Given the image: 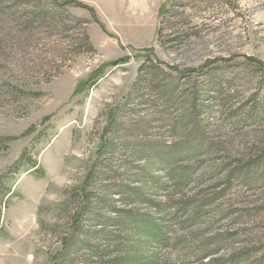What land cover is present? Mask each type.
Instances as JSON below:
<instances>
[{
	"label": "rangeland",
	"instance_id": "obj_1",
	"mask_svg": "<svg viewBox=\"0 0 264 264\" xmlns=\"http://www.w3.org/2000/svg\"><path fill=\"white\" fill-rule=\"evenodd\" d=\"M262 63L264 0H0V264H99L88 248L121 256L141 221L184 238L130 249L146 256L197 264L216 232L203 249L263 247ZM201 191L220 211L181 230Z\"/></svg>",
	"mask_w": 264,
	"mask_h": 264
},
{
	"label": "trees",
	"instance_id": "obj_2",
	"mask_svg": "<svg viewBox=\"0 0 264 264\" xmlns=\"http://www.w3.org/2000/svg\"><path fill=\"white\" fill-rule=\"evenodd\" d=\"M176 6V4L172 3L168 8L164 9L162 14H161V22L163 20V22L166 20V17L170 14V12L173 11V8ZM87 9L90 11L92 17L94 18V20L97 22L95 15H94V11L92 8H89L88 6H86ZM39 14H35V17H37ZM165 17V20H164ZM42 19V18H39ZM35 20V19H34ZM162 33V27H158L157 31H156V38L158 39V36ZM264 67V63L261 64ZM145 71V75H146V69L144 68V66L142 65L139 69H138V75L136 77V82L140 79H142V72ZM136 82L133 84L135 85ZM22 93L24 95H28V96H36L39 95L37 94V92H27V91H23ZM99 154H106V153H111L112 150L115 148V145L113 143V140H107L105 137H101L99 139ZM5 141L4 138H0V145L2 144V142ZM5 145V144H4ZM191 145V144H190ZM1 147V146H0ZM5 147V146H4ZM198 150H188L189 155H193L194 152H196ZM186 152V151H185ZM181 153V150H179V154ZM164 162L169 163L170 161L168 160V157H164ZM166 163V164H167ZM211 169H215V166L219 165V164H214L211 163ZM31 168H33L34 170H36L38 168L36 163H33ZM230 169V168H228ZM232 169V168H231ZM184 171V170H183ZM181 170V172L179 173V171H177L178 177L180 178L181 176H184L185 173ZM226 171V170H224ZM221 172V171H219ZM236 172L234 169L228 170L226 171L224 174H219L220 176H218L219 180L223 177H225L226 179H228L229 177H231L232 175H235ZM7 174H2L0 175V180L4 179V177ZM201 176H206V172H202ZM209 179V177H208ZM218 185H214L212 187H217ZM206 188V187H205ZM207 191V188H206ZM206 191H201L202 194H205L207 196H203L206 197L203 200H199V202H188V201H180L177 203V209H173L175 212L172 213V217L177 218V213L178 210L183 212V216L184 219L181 220L180 225V229L183 230L185 229V226L188 225H194L193 223H195V221H197L199 219L200 216L203 215V212H205V210H203L205 207H208L207 209H211V210H207L205 213H209L210 211L213 212H219L220 211V204H216V197L214 196L213 193H206ZM204 192V193H203ZM12 191L11 188L8 185H5L3 188H1V184H0V202L4 203L8 200V198L11 196ZM209 194V195H208ZM83 200L88 201L89 197L88 195L84 194V196H82ZM85 206L83 205L82 208L77 212L76 216L74 217L75 221H78L81 218V215L83 214L82 212H84L83 208ZM210 207V208H209ZM223 211V210H222ZM1 212V210H0ZM228 213V212H226ZM84 215V214H83ZM228 215V214H226ZM230 215H232V213H230ZM170 216V217H171ZM125 218L128 219V222L124 221L122 224V226L124 227H128L126 225H129L131 223V221H133V217H135L130 211L126 212ZM149 219L150 218H146ZM141 220H139L140 222ZM135 222V220H134ZM173 224L175 225L176 223H174V220L172 221ZM190 223V224H189ZM161 227H158L157 224L154 225H150L147 224L145 221L144 222H140V224H136L132 230L129 231V241L130 246H124L125 249V253H123L121 256H111L105 253V250H107V248H102L101 252H95L98 251V248L94 246V248L89 247L88 249L91 250V252L93 254H96V259L97 261L94 263H99V264H185L184 261H180V260H170V259H163L160 258L159 256H143L139 251L137 252L136 250L131 251L133 248V245H135L136 247L133 249H136L140 246H147L150 244H155V245H163L162 243L166 240H177L179 243H182L184 238L182 239L181 237H176V235L170 237L169 236V232L165 231V233L162 232ZM167 230V229H166ZM104 234V235H103ZM103 234L100 233V231L96 232V239L98 240H103L109 237V235L111 234V232L108 234L107 232L103 231ZM230 234V237H232ZM115 238L117 237H122L121 233L118 232L116 235H113ZM226 236L225 233H221V232H216V233H211L207 238H205L206 240H204L203 242H199L200 244H197V249H199V251H203L202 255L200 257L197 258L196 263L197 264H264V246H256V242L255 244H247L245 242V244L247 245V247L242 248H230L229 250L227 249L226 252H224L223 254H216V252H213L212 250H206L203 249L205 247H207L208 245H214V244H219L222 243L223 241L226 240ZM124 237V236H123ZM136 238H138L137 240L139 241L138 243L135 242ZM141 239V240H140ZM134 240V241H133ZM199 241V240H198ZM123 243H125L126 241L123 239L122 240ZM198 243V242H197ZM68 246H70L69 241H65V244L63 245V249H66ZM196 246H194V244H190L189 247H193L195 248ZM126 247V248H125ZM121 251L122 249L119 248ZM131 249V250H130ZM93 254L91 256H93ZM102 255H107V258H102ZM94 256V257H95ZM207 258V261H203L204 259ZM176 262V263H175ZM190 264H194V262H190Z\"/></svg>",
	"mask_w": 264,
	"mask_h": 264
}]
</instances>
